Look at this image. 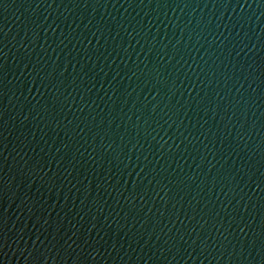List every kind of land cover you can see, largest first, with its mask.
Wrapping results in <instances>:
<instances>
[{"label":"water","instance_id":"95a60500","mask_svg":"<svg viewBox=\"0 0 264 264\" xmlns=\"http://www.w3.org/2000/svg\"><path fill=\"white\" fill-rule=\"evenodd\" d=\"M0 264H264V0H0Z\"/></svg>","mask_w":264,"mask_h":264}]
</instances>
